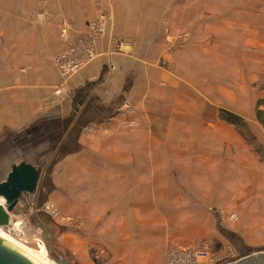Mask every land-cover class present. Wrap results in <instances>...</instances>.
Here are the masks:
<instances>
[{"label":"crops","instance_id":"1","mask_svg":"<svg viewBox=\"0 0 264 264\" xmlns=\"http://www.w3.org/2000/svg\"><path fill=\"white\" fill-rule=\"evenodd\" d=\"M198 8L185 0H100V10L108 20L106 33L96 44L97 57L64 82L55 65V57L63 48L60 18L67 19L71 30L79 33L99 9L90 0H0V181L12 163L23 159L34 164L33 159L41 155L40 142L52 144L58 133L57 142L63 143L64 166L53 171L54 186L50 192L42 186L48 191L42 192L40 187L32 195L35 205L53 197L64 214L78 213L83 220L86 212L92 221L117 222L130 214V204L134 207L137 197L149 199L153 167L146 165L137 170L135 160L151 157L153 141L160 140L149 130L153 125L152 106L160 110L163 98L177 84L175 76L161 66L160 60L167 55L162 53L161 37H154V32L159 30L163 18L172 25L183 23L184 14L190 9L193 22L200 14ZM247 33L241 31L239 40L251 47H264L261 37L250 39ZM112 37L123 41L120 50L111 44ZM256 59L262 61L264 55ZM61 85L63 97L56 101L54 91ZM246 96L247 80L243 89L241 85L239 102L224 108L228 112L219 121L227 127L240 124L249 129L256 146L248 145L243 135L224 137L228 144L220 146L223 151L215 155L224 159L225 170L208 169L213 182L207 190L214 200H201L203 184L194 181L190 186L189 220L228 219L233 228L228 230L230 239L240 241L233 244L234 249L228 246L229 252L238 254L242 250L244 256L264 251V109L258 105L257 112H250ZM227 114L238 115L240 123L228 121ZM86 127L95 128L96 132L86 134ZM103 127L106 132H102ZM233 140L239 144L238 154H233ZM194 148L198 153L211 151L215 146L198 143ZM162 150L166 153L167 146ZM68 161L74 165L69 166ZM140 175L143 177L137 178ZM216 194L220 197L215 198ZM166 196H160L165 201L161 202L163 205L170 200ZM77 200L84 206L79 212L64 208L72 209ZM205 204L213 205L209 213L203 209ZM177 205H184L183 199ZM25 207L32 211L34 224L47 226L42 216L45 212L35 209L36 214L26 202L20 203L18 214ZM221 207L225 209L223 216L219 213ZM168 215L172 214L158 212L152 217L164 220ZM45 231L50 232V228ZM210 233L218 236L216 231Z\"/></svg>","mask_w":264,"mask_h":264},{"label":"rangeland","instance_id":"2","mask_svg":"<svg viewBox=\"0 0 264 264\" xmlns=\"http://www.w3.org/2000/svg\"><path fill=\"white\" fill-rule=\"evenodd\" d=\"M188 1L199 6L200 12H196L200 14L193 22L190 21V9L184 14L183 23L172 25L163 18L159 30L154 32V37H161L162 53L167 55L160 60L161 66L175 76L173 78L177 84L163 98L160 110L152 106L153 125L149 130L160 140L153 141L151 157L135 160L137 170L146 165L153 167L150 198L137 197L134 207L130 204V214L117 222L92 221L86 212L85 216L81 215L83 220L78 213L67 211L65 213L68 214H64L59 209L61 205L53 197L44 198L39 204L40 208L48 200L60 212L59 218H53L45 211H39L45 212L42 216L46 218L47 226L34 224L30 216L32 211H28L27 207L22 214L12 216L13 220H21L22 241L17 240L32 249H38L37 242L42 241L40 244L45 246L44 256L54 263L58 264L54 260L57 258L69 264H138V261L140 264H164L166 250L177 243L205 246L213 254L227 256L220 264L245 255L242 250L238 254L234 250L233 255L228 254V246L240 243L236 238L230 239L228 230L233 228L228 225V219L224 221L222 217L220 221L213 219L212 222H202L195 217L194 221H189L192 219L190 186L194 181L201 182L200 199L214 200L207 190L213 182L210 181L208 169L214 167L219 172L225 170L224 159L215 155V152L223 151L224 148L220 146L228 144V139L224 137L243 135L248 145L253 144V148L256 146L254 139L250 138L253 133L249 129L240 124L234 128L227 127L219 119L226 117L224 112L228 111L224 108L239 102L241 85L243 89L246 80L248 109L254 112L258 105L264 109V59H256V56L264 55V47H251L244 40H239L241 31H247L250 39L261 37L264 40V0H185ZM111 44L115 50L121 49L117 44ZM245 73L247 77H244ZM62 97L61 94L55 100L60 101ZM261 120H264V114H261ZM84 131L86 134L96 132L95 128L87 127ZM106 131L107 128L103 127L102 132ZM53 138L56 139L52 144L40 142L41 155L33 159L34 164L41 168L37 191L41 187L42 192L47 189L50 192V187L54 186L53 171L57 167L61 170L64 166L63 143L57 142L58 133ZM165 139L168 142H164ZM198 143L214 145L215 149L197 153L194 145ZM230 144L236 148L233 154H238L239 144L234 140ZM164 146L168 148L166 153L162 150ZM67 164L74 165L69 161ZM121 167L126 165L121 164ZM138 177L142 178L143 175ZM163 194L168 196L166 199H170L168 204H161L165 202L160 200ZM218 197L216 194L215 198ZM182 199L184 205H177ZM29 200L35 205L32 195H29ZM79 202L77 200L72 209L69 206L64 208L79 212V208H84ZM195 202L199 201L195 199ZM212 206L205 204L203 209L209 213ZM31 209L36 212L34 208ZM224 210L221 207V216ZM158 212L172 215L164 220L152 217ZM66 217L71 220H61ZM45 228H50V232L45 231ZM215 231L218 236L211 235L210 232Z\"/></svg>","mask_w":264,"mask_h":264},{"label":"built area","instance_id":"3","mask_svg":"<svg viewBox=\"0 0 264 264\" xmlns=\"http://www.w3.org/2000/svg\"><path fill=\"white\" fill-rule=\"evenodd\" d=\"M90 1L95 4L99 12L93 20L87 23L84 31L75 33L71 30V24L67 19L60 18L59 21V33L62 38L63 48L55 57V65L64 82L95 59L97 41L106 33L108 16L103 10H100L99 0ZM178 36L184 37V35ZM110 41L119 47L123 44V41H117L115 37H112ZM62 90L63 85L57 87L53 98L56 99V97L61 96ZM32 206L33 202L29 200V207L32 208ZM38 210L45 211L53 218L60 217L59 210L52 202H44ZM61 220L69 221L71 218L66 217ZM223 220L225 221L224 218ZM20 224L21 220H13L11 217L9 224L0 226V228L14 238L21 240ZM40 243L42 241H38L37 245ZM229 253L233 255V253ZM226 257L222 254L211 253L207 247L174 244L166 250L164 264H220Z\"/></svg>","mask_w":264,"mask_h":264},{"label":"water","instance_id":"4","mask_svg":"<svg viewBox=\"0 0 264 264\" xmlns=\"http://www.w3.org/2000/svg\"><path fill=\"white\" fill-rule=\"evenodd\" d=\"M41 179V168L20 160L11 164L5 178L0 181V226L9 224L17 214L21 202L29 204V195H35ZM32 208H39V204ZM58 264H69L57 258ZM0 264H37L19 249L0 237ZM226 264H264V251L243 256Z\"/></svg>","mask_w":264,"mask_h":264},{"label":"bare ground","instance_id":"5","mask_svg":"<svg viewBox=\"0 0 264 264\" xmlns=\"http://www.w3.org/2000/svg\"><path fill=\"white\" fill-rule=\"evenodd\" d=\"M0 202H3L1 197ZM0 237L19 249L22 253H24L37 264H56L44 256L45 246L43 244H39L38 249H32L18 241L13 236H10V234H8L7 232H4L2 229H0Z\"/></svg>","mask_w":264,"mask_h":264},{"label":"trees","instance_id":"6","mask_svg":"<svg viewBox=\"0 0 264 264\" xmlns=\"http://www.w3.org/2000/svg\"><path fill=\"white\" fill-rule=\"evenodd\" d=\"M228 121H230L231 123H237L239 124L241 119L237 116H233V114H227V118Z\"/></svg>","mask_w":264,"mask_h":264}]
</instances>
